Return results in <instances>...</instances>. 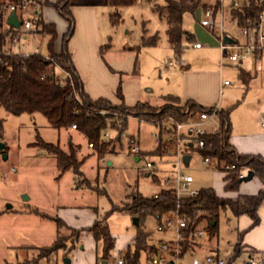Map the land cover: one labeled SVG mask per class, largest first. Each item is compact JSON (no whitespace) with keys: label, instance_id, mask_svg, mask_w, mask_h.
<instances>
[{"label":"rangeland","instance_id":"374dc122","mask_svg":"<svg viewBox=\"0 0 264 264\" xmlns=\"http://www.w3.org/2000/svg\"><path fill=\"white\" fill-rule=\"evenodd\" d=\"M213 1L202 0V4H210ZM164 4L165 0H136L132 5L119 8L96 7V18L102 40L101 55L107 59V62L105 60L103 62L107 65L105 80L108 98L120 100L117 95L120 86L125 103L129 106L135 105L138 101L146 102L148 98L154 103H161L169 94L174 96L178 93L182 94L184 75L179 71L180 65L186 64L192 70L206 72L200 77L205 83V89L211 95L217 96L221 110L232 109L230 121L236 131L243 129L246 120L256 129L263 130L258 110L264 102V58L242 60L221 67L222 55L218 41L200 24L203 16L201 7L195 13H185L183 25L195 39L207 46L195 49L190 42L184 40L185 47L181 58L178 59L168 42L167 22L153 9L155 5ZM34 11L35 9L31 7L23 18H32ZM48 12L57 15L56 43L59 49L68 31L69 22L54 7ZM116 14L119 15L120 22L113 25L111 16ZM155 35L159 37L158 45L143 44V37ZM49 39V36L41 34L35 38L28 37L22 39L18 44L20 47L16 49L24 54L39 52L47 55ZM80 64L82 65L81 62ZM242 69L251 75L248 83L240 77ZM56 71L58 74H63L58 68ZM84 72L86 75L88 72L91 73L86 70ZM98 79L97 75L88 77V86L91 90H102ZM225 80H229L231 85L222 87ZM149 89L151 91H148ZM113 106L117 105L113 104ZM131 117L127 134L134 135L137 139L141 149L138 155L129 152L126 144L118 153L108 154L104 160H99L93 149L89 148L85 138L72 134V141L80 144L81 147L79 157L81 159L87 157L82 171L93 188H99L94 190L79 187L71 172L59 177L55 156L34 145L39 134L46 142L59 143L67 150L69 135L65 131L49 126L46 117L41 113H36L34 116L26 113L13 115L0 107V119L4 120L1 140L8 147L7 153L0 152V264H19L25 258H32L36 253L33 246L26 245L48 246L57 239L56 223L36 213H30L32 208L37 207L56 215V206L60 202L71 206L82 205L86 206V209H91L89 212H94L97 219H103L114 204H120L128 195L138 192L145 197H154L167 187L164 178L172 175L174 159L168 155L151 154L157 146L154 134L159 129L152 123ZM112 131L111 135H114L115 131ZM189 155L192 159L184 166V170L194 178L191 188L200 190L212 187L219 195L229 196L230 193L224 188L221 171H218L213 164L204 167L202 155L196 149L190 150ZM136 158L140 160L137 161ZM148 161L153 162V169L146 167ZM153 174L157 175L158 181ZM24 196H28L29 199H25ZM8 204L12 205L13 214H2L7 210ZM21 215H26L24 216L26 221L18 218L23 217ZM87 217L76 214L75 223L81 218L83 224ZM133 218L134 216L126 211L112 212L107 218L111 233L116 237V247L108 264H114L120 254L124 256V252L121 251L132 245L133 238L139 230L148 234L151 243L176 238L174 230H160L159 222L153 215L143 219L139 226L134 224ZM22 222L27 229L25 238L17 234L23 226ZM207 224L208 222L203 220L198 226V231H202L203 236L198 240L199 246L196 252L183 257V264H189L193 256L203 259L213 252L218 253L221 258H231L236 244L241 239L240 233L250 228L251 219L248 215L237 217L230 210L222 212L218 222V234L212 238L204 230ZM249 230L243 234V240ZM69 233L70 230L62 229L63 235ZM97 246L94 237L87 234L76 242L67 255L60 250L50 261L44 260L40 264H65L66 258L71 260L70 264H104L97 255ZM247 256L248 253L243 252L237 264H241ZM147 263L146 256L142 253V264Z\"/></svg>","mask_w":264,"mask_h":264},{"label":"trees","instance_id":"16d2710c","mask_svg":"<svg viewBox=\"0 0 264 264\" xmlns=\"http://www.w3.org/2000/svg\"><path fill=\"white\" fill-rule=\"evenodd\" d=\"M18 0H0V107L13 115L36 113L43 114L49 126L59 131H68L77 126L76 131L84 136L89 144H93V153L99 160H104L108 154L118 153L127 144L131 152L134 135L127 134L128 122L131 116L139 120L154 124L161 132L169 121H187L189 116L185 113L186 108L198 111L202 107L192 100L182 103V100L174 95L165 96V103L155 107L147 102L138 101L135 105L129 106L124 102L122 87L120 86L117 95L121 104L113 106L112 102L106 98L92 99L84 89L72 55L68 49V40L74 34L75 24L71 11L70 0H61L57 3L45 1L40 3L41 7L51 5L69 22V28L63 39V49L56 52L55 44L58 38L57 27L54 23L46 22L39 14L38 23L41 26L39 33L50 37L48 42V53L44 55L39 52L30 54L12 53L4 54L9 41L20 31L5 23L8 11L5 7L15 4ZM136 0H106L108 7L119 8L132 5ZM202 0H165L164 5H155L153 9L167 22L168 42L173 47L178 59L185 47L184 40H187V32L184 28V15L187 12L195 13L201 7ZM113 25L120 22L118 14L111 16ZM159 43L158 35L143 37V44L156 46ZM57 68L63 73L58 74ZM240 77L248 83L251 79L249 72L244 69L240 72ZM232 109L222 110V118L229 125L223 134L206 136L207 148L200 151L202 157H215L220 164L234 165L230 171H221L225 191L228 193H238L237 197L221 196L214 188H203L194 197L178 198L172 190L163 188L157 196L145 197L140 193H132L120 204H114L113 208L103 219H97L90 227L84 230L92 233L97 242V255L106 264L112 257L116 247V237L111 233L107 223V218L112 212L126 211L132 216H137L140 222L149 215L157 218L159 225L167 219H174L177 214L184 216L188 223V228L183 231V239L180 242V254L184 257L187 254L196 252L199 246V238L195 235L198 226L203 220L208 222L204 230L210 238L218 234V222L222 212L230 210L235 216L248 215L251 219L250 228L257 226L261 219L259 209L264 203V159L260 155L240 154L230 143L231 121L230 113ZM112 111L113 113H107ZM108 124L115 131L111 137L104 138L103 134L107 130ZM4 120L0 119V137L3 138ZM34 145L53 154L57 161L59 177L67 172L73 174V179L79 187L99 190L87 179L82 166L87 157L80 158V144H75L72 140L68 142V149H63L60 144L46 142L39 134ZM8 147L1 153H7ZM132 153V152H131ZM151 154L164 156L160 145ZM140 160V158H138ZM245 170L253 172L254 177L261 181V188L256 193H241L240 185L243 179L240 178ZM151 174V173H150ZM156 181V174H153ZM42 217L53 219L57 225V239L46 247H34L36 250L32 258L20 262L19 264H40L42 261H50L60 250L67 255L76 242L79 241L82 230L69 227L60 217L40 212L38 208L30 209ZM67 228L70 233L62 234V229ZM249 228V229H250ZM247 229V230H249ZM240 241L236 244L234 254L229 258V264L238 261L243 252L256 254L255 251H247L243 244L245 232ZM169 241L172 247L175 243ZM156 251V243L148 240V234L139 230L133 239V244L124 251V264H142V253L149 261L150 256ZM218 254V253H217Z\"/></svg>","mask_w":264,"mask_h":264},{"label":"built area","instance_id":"2783aa9c","mask_svg":"<svg viewBox=\"0 0 264 264\" xmlns=\"http://www.w3.org/2000/svg\"><path fill=\"white\" fill-rule=\"evenodd\" d=\"M39 5L40 2L37 0H18L15 4L5 7L8 11L5 23L8 24L9 14L16 12L21 20V25L17 28L20 31L7 44L4 54L19 53L16 48L20 47L18 44L22 39L35 38L40 35L41 26L38 23L39 14L37 12ZM31 7L35 9L33 17L24 19L23 15ZM202 9L203 16L200 24L218 41L222 55L221 67L239 63L242 60L264 58V0H214ZM187 41L195 49L207 46L195 39L191 33L187 34ZM229 85L231 82L225 80L222 87ZM221 111L219 105L202 107L198 111H192L187 107L185 110L189 116L187 121L169 119L162 132L158 130L154 134L157 143L154 150L161 145L165 155L174 159L172 175L166 176L164 181L166 189L172 190L178 198L194 197L199 193L198 189L191 188L194 182L193 176L186 174L184 170V166L191 162L192 157L188 164L185 163L184 157L189 155L190 150L196 149L200 152L206 149V136L223 134L228 129L229 125L223 120ZM262 125L264 126V113ZM73 129H77V126L73 125ZM112 130L108 124L103 137L107 139L111 137ZM89 146L92 147L93 144H89ZM131 152L136 155L141 153L136 138L132 141ZM202 164L204 167L213 164L218 171H230L234 168V165L220 164L215 157H202ZM146 167L153 169V162L148 161ZM244 177L245 171L240 174L241 179ZM187 228L186 218L179 214L174 219H167L163 225H160V230L176 232V238L172 239L175 247L173 248L169 241H158L156 251L150 256L147 264H183L180 242L183 239V231ZM195 235L201 238L203 232L198 231ZM114 264H124L122 254ZM189 264H229V259L221 258L219 254L213 252L203 259L193 256ZM233 264H237V262ZM241 264H264V258L256 254H248Z\"/></svg>","mask_w":264,"mask_h":264},{"label":"crops","instance_id":"0c3cea01","mask_svg":"<svg viewBox=\"0 0 264 264\" xmlns=\"http://www.w3.org/2000/svg\"><path fill=\"white\" fill-rule=\"evenodd\" d=\"M42 1H43L42 3H44L45 1H48L49 3H57L61 0H42ZM70 2H71V11L75 17V30H74L75 34H73V36L69 41L68 49L72 55V59L78 71V74L81 80L83 81L84 89L92 99L96 100L100 98H106L109 99L113 104L120 105L121 104L120 100H112L107 96V82L105 80L107 78V65H105V63L103 62V60L107 62V59L101 55L102 40L96 18V7L107 6L106 0H70ZM52 7L53 6L51 5H45L41 7L40 4L37 12L42 15V18L46 22L54 23L56 25L58 21L56 17L57 15H55V13L53 12L51 13L48 12L51 11ZM57 46L58 45L56 43L55 50L56 52L60 53L63 49V41H62V46L59 47V49ZM80 62L82 63V65L80 64ZM84 70L91 71V73L88 72L87 73L88 76H87ZM179 72H181L184 75V88L182 94L178 93L176 96L179 97L182 100V102L192 100L206 107L219 105L217 96L211 95V93H209L205 89V83L201 81L202 79H200V77L204 76L206 72L192 70L188 68L186 64L180 65ZM96 75L99 78L98 82L100 83L102 90H96V89L91 90L88 86V80H87L88 77L90 78L91 76H96ZM193 83L195 84L192 85ZM148 91L151 90L149 89ZM146 102L152 106L159 107L165 103V99H163L161 103H154L152 101H149L148 98ZM263 113H264V102L261 104L258 110V115H260L261 117V125H262ZM131 118H135V117H131ZM262 127L264 128L263 125ZM65 132L69 135L68 142L73 139L72 134H74L77 137L84 138L82 134H80L78 131H76V129L73 128ZM230 143L240 154L260 155L264 159V129L263 130L261 129L258 130V128L256 129L255 127L252 126V123L248 120L244 122L243 129L242 130L238 129V131H236L234 124L231 122ZM136 160L138 161V158H136ZM249 172H250L249 170L245 171V177L249 175ZM261 186H262L261 181L258 178L253 177L251 180L241 183L240 192L251 193V194L256 193L261 188ZM237 195L238 193H234V192L229 194V196H231L232 198L237 197ZM53 206H55V204ZM56 208H57L56 215L42 211L39 208L38 209L40 210V212L45 213L50 217H54V216L60 217L71 228L82 230L80 235L81 240L87 234L93 237L92 233L88 232L87 230H84L87 227H90L97 220L95 213L89 212L91 211V209H86L87 207L82 205H72V206L65 205L62 204L61 202L56 206ZM11 209L12 208L10 209L7 208V210L4 211V213L2 214L5 215L13 214L12 213L13 211ZM22 214H27V213H22ZM76 214H80L81 217L82 216H88V217L87 219H85L83 224L81 223V218L80 220L78 219L79 221L77 223H75L76 220L74 219V215ZM259 215L261 219L260 223L248 231L247 235L245 236V239L243 240V244L247 251H255L256 254H259L260 256H264V203L259 209ZM21 216L23 217H18V218H20L21 221H26L24 219V216L26 215H21ZM22 225H23L22 228L20 227L21 230H19L17 234L18 235L21 234L22 237L25 238L26 235L25 232L27 231V229L24 227L23 222ZM26 246L46 247V246H36V245H26ZM124 251L122 250L121 252L123 253ZM26 259L27 258H25L24 260Z\"/></svg>","mask_w":264,"mask_h":264},{"label":"water","instance_id":"95a60500","mask_svg":"<svg viewBox=\"0 0 264 264\" xmlns=\"http://www.w3.org/2000/svg\"><path fill=\"white\" fill-rule=\"evenodd\" d=\"M7 23H8L10 26H12V27L19 28L20 25H21V20L19 19V17H18V15H17L16 12H11V13L9 14V17H8V21H7ZM4 149H5V143H4V141L1 140V137H0V152L4 151ZM190 159H191V156H190V155H186V156L184 157L185 163L188 164L189 161H190ZM253 177H254V174H253V172L250 171V172H249V175H248L247 177H244V178H243V181H249V180H251ZM24 198H25V199H29L28 196H24ZM10 208H12V205L8 204V209H10ZM133 221H134V224H135L136 226H139V224H140V219H139V217L134 216ZM70 263H71V260H70L69 258H66V259H65V264H70ZM104 264H106V262H104Z\"/></svg>","mask_w":264,"mask_h":264}]
</instances>
